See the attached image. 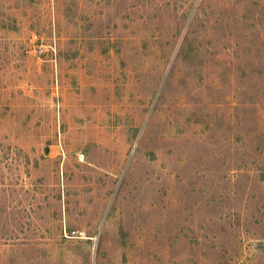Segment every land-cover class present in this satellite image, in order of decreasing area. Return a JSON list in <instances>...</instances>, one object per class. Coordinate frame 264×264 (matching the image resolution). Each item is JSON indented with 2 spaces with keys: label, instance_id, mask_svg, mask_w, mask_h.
<instances>
[{
  "label": "rangeland",
  "instance_id": "rangeland-1",
  "mask_svg": "<svg viewBox=\"0 0 264 264\" xmlns=\"http://www.w3.org/2000/svg\"><path fill=\"white\" fill-rule=\"evenodd\" d=\"M0 264H264V0H0Z\"/></svg>",
  "mask_w": 264,
  "mask_h": 264
}]
</instances>
